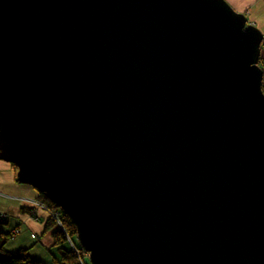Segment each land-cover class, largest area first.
Listing matches in <instances>:
<instances>
[{
  "label": "water",
  "instance_id": "obj_1",
  "mask_svg": "<svg viewBox=\"0 0 264 264\" xmlns=\"http://www.w3.org/2000/svg\"><path fill=\"white\" fill-rule=\"evenodd\" d=\"M263 42L224 0H0V161L91 264H264Z\"/></svg>",
  "mask_w": 264,
  "mask_h": 264
},
{
  "label": "crops",
  "instance_id": "obj_2",
  "mask_svg": "<svg viewBox=\"0 0 264 264\" xmlns=\"http://www.w3.org/2000/svg\"><path fill=\"white\" fill-rule=\"evenodd\" d=\"M234 11L244 14L248 23L253 24L264 35V0H224ZM259 66L262 70L264 85V42L261 44ZM37 197V191L28 185L20 184L16 179V170L11 164L0 162V213L6 214L8 219L3 229L5 233L13 234L17 231L21 237L13 241L19 250L27 253L34 245H23L28 238L39 241V244L50 250L53 247L51 233H45L47 214L38 211L36 217H31L29 205L22 200ZM16 235V234H15ZM17 252V251H16ZM15 253V252H14ZM36 261V259H35Z\"/></svg>",
  "mask_w": 264,
  "mask_h": 264
},
{
  "label": "trees",
  "instance_id": "obj_3",
  "mask_svg": "<svg viewBox=\"0 0 264 264\" xmlns=\"http://www.w3.org/2000/svg\"><path fill=\"white\" fill-rule=\"evenodd\" d=\"M262 92L264 94V85H262ZM13 166V165H12ZM14 167V166H13ZM16 170V168L14 167ZM37 191V190H36ZM37 196L43 200L45 203H47L51 209L60 211L56 206H54L52 203H50L41 193L37 191ZM37 197V198H38ZM61 214L62 224L63 227L66 228V232L63 233V231L55 226L56 222L50 217H46V224L44 228V232L51 233L52 239H53V246L58 247L67 242L65 235H69L74 237L75 235V225L73 221L70 219V217L63 212H59ZM6 223V222H5ZM2 223V224H5ZM13 236L12 234L0 232V264H42L38 261H35L30 258V256L27 253V250L21 249L18 250L15 253L5 252L4 245L6 241ZM70 256V259H68L67 256ZM70 260V261H68ZM67 261L65 264H77L76 259L74 258L72 254V250L69 249V251H64L61 261H59L60 264H64V262Z\"/></svg>",
  "mask_w": 264,
  "mask_h": 264
},
{
  "label": "rangeland",
  "instance_id": "obj_4",
  "mask_svg": "<svg viewBox=\"0 0 264 264\" xmlns=\"http://www.w3.org/2000/svg\"><path fill=\"white\" fill-rule=\"evenodd\" d=\"M1 162V161H0ZM38 197V196H37ZM34 198L33 200H37L43 204H46L48 205L47 203H45L43 200H41L39 197L38 198ZM32 200V199H30ZM24 203H26L25 201L26 200H22ZM49 206V205H48ZM50 207V206H49ZM51 208V207H50ZM53 209V208H52ZM60 210V209H59ZM49 215H47L48 217ZM52 218V217H51ZM53 219V218H52ZM54 220V219H53ZM61 222H62V219L60 218ZM55 221V220H54ZM56 222V221H55ZM55 226L58 228L57 226V223L55 224ZM6 227L5 224H2L0 223V232H4L3 229ZM59 229V228H58ZM64 230L66 232V228L64 227ZM64 233V232H63ZM21 237V235L19 234H16V235H13L11 236L5 243L4 245V250L5 252H10V253H14L16 251L19 250V247L18 245L20 244H14L13 241L16 239V241ZM71 237V236H70ZM67 240V239H66ZM72 240L74 243H76L78 246V242L76 240V237L74 235V237H72ZM29 246L31 244H34L28 251V255L30 256L31 259L38 261L42 264H60L59 261H61L62 259V256H63V253L64 251H69V249H71L68 241L65 242L64 244H62L61 246H58V247H55L53 246L50 250H47L46 248L42 247L40 244H39V241L37 240V238L35 240H31L30 238H28V240H26V242L23 244V245H26ZM81 249V248H79ZM82 250V249H81ZM87 254V253H86ZM88 255V254H87ZM68 259H70V256L68 255L67 256ZM89 257V255H88ZM70 261V260H68ZM67 261L64 262V264L66 263ZM87 264H91L90 263V260L87 258L86 260Z\"/></svg>",
  "mask_w": 264,
  "mask_h": 264
},
{
  "label": "built area",
  "instance_id": "obj_5",
  "mask_svg": "<svg viewBox=\"0 0 264 264\" xmlns=\"http://www.w3.org/2000/svg\"><path fill=\"white\" fill-rule=\"evenodd\" d=\"M26 204L29 205V209H30V215L31 217H36V214L38 211H41L47 215H49L50 217H52L56 223H57V226L58 228H60L64 233H65V230H64V227H63V224L60 220L61 218V214L59 212L61 211H58V210H54V209H51L48 205L46 204H43L37 200H26L25 201ZM8 219V216L6 214H3V213H0V223H5ZM18 232L17 231H14L13 234H17ZM70 247H71V250H72V254L74 256V258L76 259V262L77 264H87L86 260L87 258L89 259L88 257V253L86 254V252L82 249H79L80 246H78L76 243L73 242L72 238L69 236V235H65Z\"/></svg>",
  "mask_w": 264,
  "mask_h": 264
}]
</instances>
